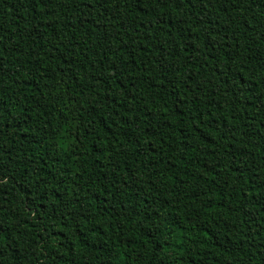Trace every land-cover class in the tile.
I'll list each match as a JSON object with an SVG mask.
<instances>
[{"label": "trees", "instance_id": "16d2710c", "mask_svg": "<svg viewBox=\"0 0 264 264\" xmlns=\"http://www.w3.org/2000/svg\"><path fill=\"white\" fill-rule=\"evenodd\" d=\"M0 264H264V0H0Z\"/></svg>", "mask_w": 264, "mask_h": 264}]
</instances>
